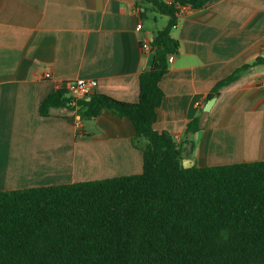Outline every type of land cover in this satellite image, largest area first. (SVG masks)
<instances>
[{"label": "crops", "instance_id": "obj_1", "mask_svg": "<svg viewBox=\"0 0 264 264\" xmlns=\"http://www.w3.org/2000/svg\"><path fill=\"white\" fill-rule=\"evenodd\" d=\"M153 12L145 0H0V190L142 170L128 118L103 111L82 120L67 106L43 116L38 106L76 78H93L94 91L136 101L139 75L153 58L141 43L168 19L161 27L146 24L148 15L156 22ZM170 34L179 47L159 81L164 96L153 127L183 142L196 166L264 160V65L223 86L202 109L218 80L264 55V0L186 6ZM199 112L200 129L186 137Z\"/></svg>", "mask_w": 264, "mask_h": 264}, {"label": "trees", "instance_id": "obj_2", "mask_svg": "<svg viewBox=\"0 0 264 264\" xmlns=\"http://www.w3.org/2000/svg\"><path fill=\"white\" fill-rule=\"evenodd\" d=\"M145 1L168 19L151 40L136 101L94 91L71 105L59 88L38 106L43 116L67 106L80 118L103 111L128 118L142 170L0 190V264H264V160L185 168V144L153 127L164 96L159 81L179 47L171 29L182 8L209 0ZM256 65L264 55L218 80L207 98ZM200 125V115L189 120L186 137Z\"/></svg>", "mask_w": 264, "mask_h": 264}, {"label": "built area", "instance_id": "obj_3", "mask_svg": "<svg viewBox=\"0 0 264 264\" xmlns=\"http://www.w3.org/2000/svg\"><path fill=\"white\" fill-rule=\"evenodd\" d=\"M137 29L141 28V23L136 25ZM141 47L146 51H152L151 40L145 39L141 43ZM168 60H172V55L168 56ZM46 77H50L49 72H45ZM97 86V80L93 78H76L73 80H66L64 87L66 92L71 97L70 104L73 105L75 100L82 97H89V95L94 92ZM75 126H79L78 119L74 120Z\"/></svg>", "mask_w": 264, "mask_h": 264}, {"label": "water", "instance_id": "obj_4", "mask_svg": "<svg viewBox=\"0 0 264 264\" xmlns=\"http://www.w3.org/2000/svg\"><path fill=\"white\" fill-rule=\"evenodd\" d=\"M66 95L69 96L68 93ZM87 99H89V97H87ZM214 101H215V96L210 97L208 100H206L203 103L202 109L205 110V111H208L211 108V106H212ZM181 162H182V166L185 167V168L193 166V160L188 158L187 152H183Z\"/></svg>", "mask_w": 264, "mask_h": 264}, {"label": "rangeland", "instance_id": "obj_5", "mask_svg": "<svg viewBox=\"0 0 264 264\" xmlns=\"http://www.w3.org/2000/svg\"><path fill=\"white\" fill-rule=\"evenodd\" d=\"M154 13V12H153ZM156 13V12H155ZM156 22L154 21V19L152 18V15H148L145 19L144 22L146 24H150V25H158V27H161V25L163 26L164 23L166 22V15H162V14H158L156 13ZM161 18L164 20V22L161 20ZM155 22V23H154ZM198 115H200V112L198 113ZM89 119V117H83L82 120H87Z\"/></svg>", "mask_w": 264, "mask_h": 264}]
</instances>
